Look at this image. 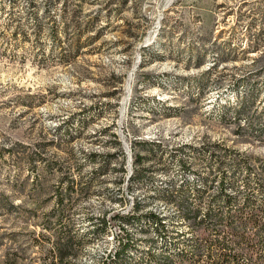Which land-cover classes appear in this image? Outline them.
<instances>
[{
  "label": "rangeland",
  "instance_id": "1",
  "mask_svg": "<svg viewBox=\"0 0 264 264\" xmlns=\"http://www.w3.org/2000/svg\"><path fill=\"white\" fill-rule=\"evenodd\" d=\"M216 146L255 186L264 0H0V264H51L60 226L67 264L174 252L192 235L175 192L203 191Z\"/></svg>",
  "mask_w": 264,
  "mask_h": 264
},
{
  "label": "trees",
  "instance_id": "2",
  "mask_svg": "<svg viewBox=\"0 0 264 264\" xmlns=\"http://www.w3.org/2000/svg\"><path fill=\"white\" fill-rule=\"evenodd\" d=\"M126 2L121 0V6H125ZM240 104L237 107L240 108ZM209 153L207 169L212 177L203 180L206 185L203 191L196 189L194 195L190 184H183L177 188L174 196L180 218L192 233L191 240L180 245L176 241L174 252L166 248L159 254H153L152 248L150 260L145 264H264V161L259 162L257 167L260 175H255V186L245 177L241 182L242 189H239L235 176L248 172L249 164L238 161L235 153L231 157V152L221 146H216V150ZM37 161L28 160V163L36 165ZM135 161L139 163L141 159L136 156ZM185 167L188 171L193 168L192 165ZM209 188L214 189V192L208 198L206 209L202 210ZM231 191L236 195H231ZM239 194H242L241 198H238ZM258 196L263 198L260 205L256 204ZM58 201L57 205L61 206L62 195H59ZM124 219L135 220L129 217ZM146 220L157 231L164 227V220L152 214H148ZM101 221L104 229L108 222L105 218ZM54 235V248L49 251L51 255L54 254L51 264H67L66 259L76 255L78 241L65 227L60 226ZM127 243H121L116 252L118 258L126 252Z\"/></svg>",
  "mask_w": 264,
  "mask_h": 264
}]
</instances>
